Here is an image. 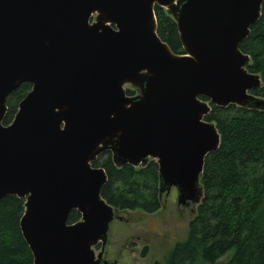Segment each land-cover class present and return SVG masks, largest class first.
<instances>
[{
    "label": "water",
    "instance_id": "obj_1",
    "mask_svg": "<svg viewBox=\"0 0 264 264\" xmlns=\"http://www.w3.org/2000/svg\"><path fill=\"white\" fill-rule=\"evenodd\" d=\"M174 2L0 0V199L25 201L32 264H116L102 257L116 210L100 195V153L117 167L155 161L159 193L174 187L179 203H196L204 158L220 142L204 119L211 105L264 110L239 48L263 0ZM155 6L172 16L182 54L158 36ZM22 83L31 89L4 126ZM72 211L80 220L68 223Z\"/></svg>",
    "mask_w": 264,
    "mask_h": 264
},
{
    "label": "trees",
    "instance_id": "obj_2",
    "mask_svg": "<svg viewBox=\"0 0 264 264\" xmlns=\"http://www.w3.org/2000/svg\"><path fill=\"white\" fill-rule=\"evenodd\" d=\"M260 13L239 48L250 57L247 70L261 79V86L252 94L264 99V0ZM154 14L160 39L173 53L182 54L170 13L155 6ZM30 89L29 83H22L10 93L4 126L12 121ZM133 93L126 91L129 96ZM204 119L214 123L220 142L204 158L202 197L188 224L186 238L175 244L164 262L156 264H264V110L211 105ZM92 165L104 170L107 181L100 195L116 211L152 214L160 209L155 161L139 167H117L110 152L104 151ZM24 202L11 195L0 199V264L33 262L19 228ZM78 220L80 214L72 211L68 223Z\"/></svg>",
    "mask_w": 264,
    "mask_h": 264
},
{
    "label": "rangeland",
    "instance_id": "obj_3",
    "mask_svg": "<svg viewBox=\"0 0 264 264\" xmlns=\"http://www.w3.org/2000/svg\"><path fill=\"white\" fill-rule=\"evenodd\" d=\"M96 16L94 13L92 19H96ZM124 87L126 91H134L133 95L139 93L137 87ZM193 204L184 210H178L175 194L171 190L155 213L148 214L140 210L117 212L118 219L112 220L107 234V259L116 264L164 262L175 244L186 237L188 221L194 216L199 202ZM98 244L101 246V243ZM95 247L93 249L97 253L99 250Z\"/></svg>",
    "mask_w": 264,
    "mask_h": 264
},
{
    "label": "flooded vegetation",
    "instance_id": "obj_4",
    "mask_svg": "<svg viewBox=\"0 0 264 264\" xmlns=\"http://www.w3.org/2000/svg\"><path fill=\"white\" fill-rule=\"evenodd\" d=\"M172 190V192L175 194V197H176V204H177V208H178V210H184L185 208H188V207H191V206H193L194 204H193V202L191 201V200H186V202H184V203H179L178 202V199H177V191H176V189L174 188V187H172L171 189H170V191ZM175 192H174V191ZM170 191L168 192V193H166V192H163L162 194H159V199L161 200V203H162V200L164 199V198H166L167 196H168V194L170 193ZM164 194V197H162V195ZM196 208H197V206H196ZM195 213H196V210H195ZM195 215V214H194ZM194 217V216H193ZM192 217V218H193ZM116 218L118 219V216L116 215ZM192 218L188 221V224H189V222L192 220ZM188 224H187V229H188ZM186 235H187V233H186ZM186 238V237H185ZM184 238V239H185ZM183 239V240H184ZM107 244V243H106ZM105 248H106V246L103 248V255H102V257L108 262V263H113L114 261H110V260H108L107 259V255H105ZM95 249L96 250H99V251H101V249H102V247L101 246H99V244L95 247ZM98 251V252H99ZM97 252V253H98ZM144 254V253H143ZM142 256H144V255H142Z\"/></svg>",
    "mask_w": 264,
    "mask_h": 264
},
{
    "label": "bare ground",
    "instance_id": "obj_5",
    "mask_svg": "<svg viewBox=\"0 0 264 264\" xmlns=\"http://www.w3.org/2000/svg\"><path fill=\"white\" fill-rule=\"evenodd\" d=\"M177 2V0H175V2L174 3H176Z\"/></svg>",
    "mask_w": 264,
    "mask_h": 264
}]
</instances>
